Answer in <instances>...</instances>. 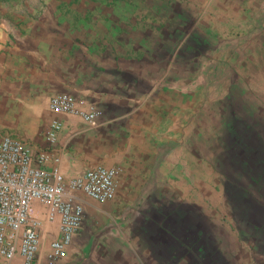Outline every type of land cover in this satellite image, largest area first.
Here are the masks:
<instances>
[{
  "label": "crops",
  "instance_id": "0c3cea01",
  "mask_svg": "<svg viewBox=\"0 0 264 264\" xmlns=\"http://www.w3.org/2000/svg\"><path fill=\"white\" fill-rule=\"evenodd\" d=\"M91 6L58 14L69 16L61 20L66 27H0V126L7 128L1 132L58 155L65 175L97 163L121 167L111 199L78 195L83 217L54 264H161L159 257L172 253L158 220L167 219L169 232L175 225L169 215H155L158 201L150 194L188 196L189 177L200 174L191 164L189 128L193 116L201 121V110L192 114L190 72L176 78L174 63L161 51L163 27H140L156 24L148 11L140 19L125 6L116 13L121 27L105 24L107 14L102 27H77L89 13L92 25L99 23ZM57 91L92 101L101 110L99 123L52 113L47 99ZM51 117L61 127L49 144L44 130ZM146 229L153 245L143 238Z\"/></svg>",
  "mask_w": 264,
  "mask_h": 264
},
{
  "label": "rangeland",
  "instance_id": "374dc122",
  "mask_svg": "<svg viewBox=\"0 0 264 264\" xmlns=\"http://www.w3.org/2000/svg\"><path fill=\"white\" fill-rule=\"evenodd\" d=\"M202 3L0 0V27H66L61 20L69 16L58 14L91 5L99 23L92 25L89 13L77 27H102L106 14L105 24L121 27L120 8L132 9L140 19L148 11L156 24L140 27H163L161 51L174 63L176 78L190 72L192 114L201 110V121L193 116L189 128L191 164L200 174L189 177L188 196L150 194L158 201L155 215H169L175 225L169 232L167 219L158 220L165 231L160 233L174 247L168 244L172 254L167 260L160 256L161 264H264V0ZM146 230L143 238L149 241L152 230Z\"/></svg>",
  "mask_w": 264,
  "mask_h": 264
},
{
  "label": "built area",
  "instance_id": "2783aa9c",
  "mask_svg": "<svg viewBox=\"0 0 264 264\" xmlns=\"http://www.w3.org/2000/svg\"><path fill=\"white\" fill-rule=\"evenodd\" d=\"M47 107L88 126L97 125L101 115L92 101L66 91L51 93ZM60 127L61 120L51 117L44 130L47 143L55 141ZM57 160L46 148L0 133V264H54L66 254L83 217L78 195L97 202L114 196L119 165L97 163L65 175Z\"/></svg>",
  "mask_w": 264,
  "mask_h": 264
}]
</instances>
